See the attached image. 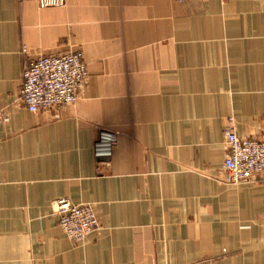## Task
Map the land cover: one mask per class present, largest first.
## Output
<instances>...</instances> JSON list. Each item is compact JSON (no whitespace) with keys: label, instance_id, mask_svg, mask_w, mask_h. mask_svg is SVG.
<instances>
[{"label":"crops","instance_id":"1","mask_svg":"<svg viewBox=\"0 0 264 264\" xmlns=\"http://www.w3.org/2000/svg\"><path fill=\"white\" fill-rule=\"evenodd\" d=\"M80 51L78 101L30 112L27 60ZM0 110V264H264L262 177L224 166L230 120L264 141V0H0ZM61 198L97 213L81 244Z\"/></svg>","mask_w":264,"mask_h":264},{"label":"built area","instance_id":"2","mask_svg":"<svg viewBox=\"0 0 264 264\" xmlns=\"http://www.w3.org/2000/svg\"><path fill=\"white\" fill-rule=\"evenodd\" d=\"M65 4L66 0H39L41 8ZM88 79L89 70L81 52L28 59L22 73L19 98L32 113L69 106L77 102ZM5 119L6 114L0 110V128ZM230 122L231 126L225 131L226 181L241 184L262 177L264 183V141L238 137L232 120ZM115 145L114 135L101 136L96 144V157L109 158ZM56 204L59 225L74 243L81 244L98 229V218L91 206L74 205L68 199H59Z\"/></svg>","mask_w":264,"mask_h":264},{"label":"rangeland","instance_id":"3","mask_svg":"<svg viewBox=\"0 0 264 264\" xmlns=\"http://www.w3.org/2000/svg\"><path fill=\"white\" fill-rule=\"evenodd\" d=\"M80 52H81V51H80ZM81 53H82V52H81ZM82 54H83V53H82ZM83 57H84V56H83ZM85 63H86V62H85ZM86 65H87V64H86ZM79 96H80V94H79ZM78 99H79V98H78ZM77 101H78V100H77ZM72 105H73V104H72ZM69 106H70V105H69ZM61 199H68V198H61ZM58 200H59V199H58ZM58 200H57V201H58ZM68 200H70V199H68ZM57 201H56V203H57ZM70 202H71V201H70ZM71 203H72V202H71ZM89 206H91V205H89ZM91 207H92V206H91ZM92 208H93V207H92ZM93 210H94V208H93ZM55 211L57 212V204H55ZM94 212H95V210H94ZM95 214H96V216H97V213H96V212H95ZM56 215H57V213H56ZM57 217H58V216H57ZM97 218H98V216H97ZM98 222H99V226H100L99 218H98ZM60 227H61V226H60ZM98 229H99V227H98ZM98 229H97V230H98ZM62 230H63V229H62ZM97 230H96V231H97ZM63 231H64V230H63ZM94 232H95V231H94ZM94 232H93V233H94ZM64 233H65V232H64ZM93 233H92V234H93ZM92 234H91V235H92ZM66 236H67V235H66ZM68 239H69V238H68ZM85 241H86V240H85ZM72 242H73V241H72ZM82 243H83V242H82ZM75 244H76V243H75ZM77 245H78V244H77Z\"/></svg>","mask_w":264,"mask_h":264}]
</instances>
